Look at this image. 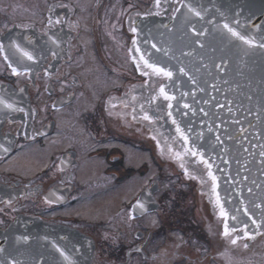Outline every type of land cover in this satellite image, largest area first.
<instances>
[{
	"label": "flooded vegetation",
	"instance_id": "1",
	"mask_svg": "<svg viewBox=\"0 0 264 264\" xmlns=\"http://www.w3.org/2000/svg\"><path fill=\"white\" fill-rule=\"evenodd\" d=\"M240 2L0 0L3 264H264V227H234L212 164L180 127L170 77L140 60L169 72L167 55L209 41L215 7ZM151 161L182 180L167 190Z\"/></svg>",
	"mask_w": 264,
	"mask_h": 264
},
{
	"label": "water",
	"instance_id": "2",
	"mask_svg": "<svg viewBox=\"0 0 264 264\" xmlns=\"http://www.w3.org/2000/svg\"><path fill=\"white\" fill-rule=\"evenodd\" d=\"M239 5L238 11L215 7L203 35L209 41L186 43L187 56L167 55L164 67L172 74L166 87L180 127L212 164L230 221L258 228L264 227V0ZM178 45L166 42V48ZM154 192L149 189L151 203ZM7 253L0 251V264Z\"/></svg>",
	"mask_w": 264,
	"mask_h": 264
},
{
	"label": "snow or ice",
	"instance_id": "3",
	"mask_svg": "<svg viewBox=\"0 0 264 264\" xmlns=\"http://www.w3.org/2000/svg\"><path fill=\"white\" fill-rule=\"evenodd\" d=\"M159 5H160V0H156V6L159 7ZM196 15H200V14L197 12ZM57 23H58V21H57ZM224 27L228 30V32H230L233 36L237 37L238 39H240V40L243 41L244 43H246V44H250V45L253 44V41H252V40H250V39L246 38L245 36L241 35L239 32L235 31L233 28L229 27L227 24H225ZM131 30H132L133 32L136 31L135 28H133V29H131ZM134 43H135V42H134ZM17 47H18V46H17ZM261 47H264V45H261ZM137 51H139V49H137ZM24 55H25L29 60H32V59H33V57H32L29 53H27V52H25ZM134 59H135V57H134ZM140 60L143 61V63H144L145 66H147L148 68H151V69L153 70V72H155V73H163L164 75L171 77L172 74H171L170 72H163V69L157 68L154 64H151V63L148 62V60L144 59V56H143V55L140 56ZM138 66H139V64H138ZM13 72H14L15 74L19 75V73L16 72V69H13ZM145 75H147V73H145ZM160 92H161V94H163V95L165 96V99H169V100L172 99V97H169V96H167L166 93H164V89H163V88L160 89ZM0 103H5V102H4L3 100H0ZM6 106L9 107V108L12 107V105H10V104H8V105H6ZM169 107H170V105H169ZM169 115H171V113H169ZM133 118L135 119V117H133ZM143 118H144L145 120H149V119H151V118H150L149 116H147V115H145ZM173 123H175V121H173ZM177 132H181V129H180L179 127L177 128ZM181 134H182V133H181ZM153 139H155V137H153ZM184 139L187 140V137H184ZM0 147H2V146H0ZM5 151H7V149H5ZM189 151H190V150H189ZM192 154H193V155H196V153H192ZM177 158H179V154H178V153H177ZM181 166H183V165H181ZM209 167H211V166L209 165ZM209 175H212V174L209 173ZM212 178H213V180L216 179L214 176H213ZM217 203H219V199H218V198H217ZM138 206H139L140 208H143V205H142V204H140V205H138ZM221 215L227 217V212L223 209L222 206H221ZM232 219H235V217H232ZM253 223H255V221H253ZM245 227H246V226H245ZM257 227H259V225H257ZM234 230H235V229H232L231 231H234ZM223 234H224V236H226V237L229 236V234H230V229H229L227 223H225V228H224V233H223ZM244 237H245V238H248V239H254V238H255L254 235L249 234L247 231L244 232ZM236 242H237L236 239H233V240H232V243H233V244H235ZM244 247L247 248L248 245L245 244ZM0 251H2V249H0Z\"/></svg>",
	"mask_w": 264,
	"mask_h": 264
},
{
	"label": "rangeland",
	"instance_id": "4",
	"mask_svg": "<svg viewBox=\"0 0 264 264\" xmlns=\"http://www.w3.org/2000/svg\"><path fill=\"white\" fill-rule=\"evenodd\" d=\"M172 162V161H171ZM170 162V163H171ZM172 166H173V164H171ZM166 166L165 168H164V172H162V173H158L159 172V167H161L162 165H160L159 167L158 166H156V164L155 163H153L152 161L150 162V172H149V177H150V179H153V178H156V177H160L161 178V180L163 181V183H164V185H165V187L167 188V190H168V188H173L174 187V185H173V183L175 184V182H179V181H181L182 180V178L180 177V175H178L177 173H176V170H175V168L174 167H172V166ZM139 182H141V181H139ZM141 184L139 183V186H140ZM186 185L185 184H183V187H185ZM138 189V188H137ZM136 188L133 190L134 191V193H135V191L137 190ZM186 190V192H189L188 190H189V187H187L186 186V188H185ZM173 190H175L176 191V189L174 188ZM191 193H188V195H190ZM176 195V194H175ZM204 196H206L207 194L205 193V194H203Z\"/></svg>",
	"mask_w": 264,
	"mask_h": 264
}]
</instances>
